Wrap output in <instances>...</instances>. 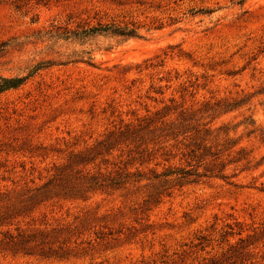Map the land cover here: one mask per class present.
Segmentation results:
<instances>
[{"label":"rangeland","instance_id":"rangeland-1","mask_svg":"<svg viewBox=\"0 0 264 264\" xmlns=\"http://www.w3.org/2000/svg\"><path fill=\"white\" fill-rule=\"evenodd\" d=\"M3 78L23 80L0 91V191L165 105L217 104L202 120L229 123L247 159L158 202L142 184L0 202V264H264V0H0ZM17 228L32 252L3 245Z\"/></svg>","mask_w":264,"mask_h":264},{"label":"trees","instance_id":"trees-1","mask_svg":"<svg viewBox=\"0 0 264 264\" xmlns=\"http://www.w3.org/2000/svg\"><path fill=\"white\" fill-rule=\"evenodd\" d=\"M105 27L121 35L133 33L109 25ZM17 80L3 78L0 91L19 84L15 83ZM260 93H264V87ZM215 105L218 106L205 103L199 109L181 107L178 112L177 106L165 105L136 122L129 121L109 130L86 151L71 156L67 167L58 168L42 185L18 192L0 191V202L7 204L5 213L21 203L34 205L61 196L87 198V192H113L135 184L150 188L145 202H158L185 184L214 176L227 178V165L247 157H230L244 149L237 148L239 140L231 136L229 123L214 126L212 120H202V113L214 109ZM90 164L93 166L88 167ZM15 196L18 201L12 200ZM17 229V234H7L3 245L14 251L32 252L37 244L29 243L36 240L35 235ZM45 251L42 249L41 253Z\"/></svg>","mask_w":264,"mask_h":264}]
</instances>
